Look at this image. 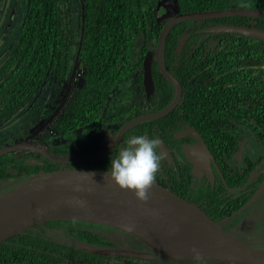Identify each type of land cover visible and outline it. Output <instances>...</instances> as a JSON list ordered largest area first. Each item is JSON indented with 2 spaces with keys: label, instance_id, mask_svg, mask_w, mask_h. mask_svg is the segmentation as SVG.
Masks as SVG:
<instances>
[{
  "label": "trees",
  "instance_id": "trees-1",
  "mask_svg": "<svg viewBox=\"0 0 264 264\" xmlns=\"http://www.w3.org/2000/svg\"><path fill=\"white\" fill-rule=\"evenodd\" d=\"M60 1L23 0L25 7L18 38L8 53L9 58L0 66V122L22 108L46 78L53 79L58 87L61 86L69 76L78 47L77 62L84 66L85 76L82 89L71 90L62 112L67 115L66 119L89 115L91 108H101L105 94L131 74H135L133 86L138 84L142 87L141 62L145 53L156 46L161 28L169 19L158 20V13L162 11L161 0H69L71 5L76 3L78 10L77 21L69 25L61 20ZM173 1L177 13L225 8L264 10V0ZM215 25L264 30V18L229 15L176 21L164 38L161 58L165 67L179 81L182 90L180 102L171 117L185 116L207 138L226 184L232 186L233 181L226 177L221 163L229 167V158L239 141L236 137L248 142L252 151H256L252 148L253 144L258 145L259 154L257 160H253L254 156L247 153L242 160L241 172L230 167L228 177L239 176L243 184L252 167L264 157V41L236 32L214 31L212 27ZM152 68L153 102L157 103L156 109H161L172 100L174 86L168 78L157 73L155 62ZM224 108L230 111L226 113V118L220 119ZM230 120L241 124L240 132H236L237 136L232 142L228 139V130L233 126ZM58 123H54L53 129L63 133L69 131L72 138L66 147L69 154L77 149L80 153L90 150L89 146H79L84 141L81 138L87 133L86 130L73 134L71 129L75 125L60 127ZM5 159L0 157L1 172L6 169ZM262 178L263 174H260L256 187ZM183 186L173 188L197 200L207 212L220 220L234 207L225 200L224 194L208 186L201 187L196 193L188 192L185 183ZM251 192L242 195L239 206ZM69 221L97 224L77 219H55L46 223H63L66 226ZM232 223L227 225L229 229L233 227ZM69 229L82 238L88 233L78 227L69 226ZM86 239L90 243L105 244L99 235L92 234ZM35 241L33 236L21 232L0 242V264H61L58 259L62 258H57L56 254L36 253L31 249ZM41 242L52 245V250L64 255L69 253L61 249L74 251L82 258L99 256L47 240Z\"/></svg>",
  "mask_w": 264,
  "mask_h": 264
},
{
  "label": "flooded vegetation",
  "instance_id": "flooded-vegetation-1",
  "mask_svg": "<svg viewBox=\"0 0 264 264\" xmlns=\"http://www.w3.org/2000/svg\"><path fill=\"white\" fill-rule=\"evenodd\" d=\"M175 14V13H174ZM156 48V46H155ZM156 63L158 68V74L162 75L159 70L158 63L155 58V50L153 52V60L151 63V77L152 76V66ZM163 62V61H162ZM76 68L74 70V74L72 76L71 83L67 89V83L69 81L68 78L64 81V83L55 89L54 92L50 95L48 99L46 96L39 97L40 101L43 99H47L46 102L38 109H35L33 112H36L32 115V119L30 120V124L26 123L24 126H20V131H17L19 125L16 124L13 128L7 129L3 135H0V148L10 146L14 143H19L22 141L28 142L29 144L33 143L39 147H32L31 145L25 146L19 149L8 150L0 154V157H5V166L6 169L4 172L0 171V196L12 188L17 186L19 181H25L32 176L38 175L40 172H48L53 169H73V168H88V169H99V170H109L111 159L115 156H118L119 151L122 146L126 144L128 138L132 135H144L148 138H155L160 141L158 153L162 155V159L160 162L159 171L156 175V182L161 183L175 192L181 194L178 190L173 188V186H177L179 188H184V183L187 186V191L197 192L201 187L206 188L207 186L211 190H217L220 194H224L225 200L227 202H231L232 209H241L246 207L252 200H255L257 196L261 193L260 186L263 184V179L261 183L256 187V175L253 176L255 165L247 174L246 178L243 181L239 176L228 177V170L230 167H233L238 172H241V165L244 164L243 157L249 153V155L253 154L251 148H249V143L244 139L243 141L236 137L237 133L240 132L241 124L236 123L233 120L230 122L233 126L228 130V139L232 142L235 137L238 141L237 148L233 151L232 156L229 158V167L226 168L221 162L222 168L226 172V177L233 181V185L229 186L226 183L225 176H223V171L221 170L217 160L214 159V154L210 149L207 138L200 133L195 127H193L185 118V116H176L172 115V112L180 102L175 105V107L168 113L161 117L149 118L145 120H140L133 125L129 126L123 131V134L119 136L120 130L122 126L134 119L138 116H142L145 114H150L161 109H156L157 103L153 102V93H154V82L152 86L151 92L148 94L144 88L143 84V68L141 62L142 69V81L140 87L135 83V74H131L128 77L133 79L131 86L128 87L126 92L118 93L116 92V86L120 85L122 81L127 80V78L120 80L117 84L110 89L106 94L105 98L102 101L101 108H91L89 115H83L79 118L69 117L66 119L67 115H64L62 112L64 110V106L66 105L71 90L73 89L72 81L76 80L77 74L76 69L81 68L84 70V66L78 62H76ZM164 65V63H163ZM73 66V64H72ZM165 66V65H164ZM166 68V67H165ZM167 69V68H166ZM72 70V68H71ZM168 70V69H167ZM169 71V70H168ZM170 72V71H169ZM171 73V72H170ZM172 74V73H171ZM173 75V74H172ZM174 76V75H173ZM175 77V76H174ZM176 78V77H175ZM46 78L45 80H47ZM177 79V78H176ZM43 81V83L45 82ZM84 81V77H83ZM179 82V81H178ZM43 84L36 89L40 91ZM174 86V84H173ZM82 86H78L75 88L82 89ZM142 88L144 100H138V96L135 94L131 98L129 102H125V98L131 94L133 89ZM47 87H45L42 92H45ZM60 89H62L61 92ZM129 90V91H128ZM139 93V92H136ZM115 94V95H113ZM175 86H174V94L172 99L175 96ZM182 95V90H181ZM33 96V95H32ZM31 96V97H32ZM28 98L25 103L31 99ZM127 97V98H128ZM172 101V100H171ZM170 101V102H171ZM169 102V103H170ZM168 103V104H169ZM167 104V105H168ZM42 108V109H41ZM229 108H224L223 112L220 115V119L226 118V113H229ZM45 112H47L45 114ZM62 113V114H61ZM45 114V115H44ZM167 119L164 118L167 116ZM56 121H59V126L67 125L74 126V129H71V132L74 134L76 132H81L86 130V134L83 136L84 141H81L80 147L89 146L90 150H84L83 153L78 151L69 154L68 149L66 148L71 142L72 138L69 136V131L63 133V131L59 129H53V125ZM150 123L141 124L142 122ZM4 123L3 121L0 124ZM236 128V129H235ZM26 129V130H25ZM114 136V137H113ZM229 142V143H230ZM46 150L47 152L54 154L56 156L62 157H73L87 154H95L98 152H102V155L86 161H77V160H69V161H53L47 158L44 154H42L41 148ZM61 153V151H63ZM245 152V154H244ZM51 161V162H50ZM31 162V163H30ZM9 163V167L7 164ZM12 167H16L17 169H13ZM220 187H223L221 189ZM220 188V189H219ZM253 190V192H251ZM251 192L246 201L239 206V202L241 201L242 195L245 193ZM185 198L194 201L197 200L189 198L183 195ZM201 206V205H200ZM202 207V206H201ZM203 208V207H202ZM204 209V208H203ZM241 211V210H240ZM245 210L241 212L244 213ZM209 213V212H208ZM210 214V213H209ZM211 215V214H210ZM217 218V217H216ZM224 226L228 227L227 224L223 222V219L217 218ZM243 221L244 218L237 217L233 222L234 225H237L240 221ZM232 223V224H233ZM66 224V223H65ZM68 224V225H67ZM66 226H59V224H47L46 222L42 224L35 225L33 227L28 228L27 230L22 231L29 236H33L36 238L35 244L32 245L31 249H34L36 253L42 252L47 254H56L57 258L61 264H65L67 262H72L74 264H97L103 262H110L116 264H133L130 262H118L121 258L124 260L135 259L140 257H124V256H116V255H104L97 254L93 252H89L83 249H80L81 245H91V246H102V247H114V248H124L130 251H146L144 250L146 246L145 243L138 240L133 235L116 229L114 227L103 225V224H89V223H76L74 221L67 222ZM231 225V224H230ZM233 225V226H234ZM69 226L74 228L78 227L79 229L86 230L88 233L84 235V238L79 237V235H75L69 229ZM264 226V221H263ZM55 229L57 231H61L57 234H48L47 230ZM232 230V228H231ZM233 231V230H232ZM106 232H112L121 236L122 238L125 236L127 239L126 245H128V241L132 242L135 240V244L131 243L128 246H124L117 241H114L112 238L107 236ZM19 234V233H18ZM99 235L104 241L105 244H97L90 243L87 241V236L91 235ZM238 234V233H237ZM238 236L241 238L238 234ZM243 238V237H242ZM241 238V239H242ZM47 240L51 242H55L58 244H63L65 246L78 249L81 251L97 254L99 256H88V257H80L76 254V252L71 250L61 249V251H68V255H64L62 253L57 252L56 250H52L54 248L52 245H47L46 243L41 242L42 240ZM8 240V239H6ZM66 240V241H65ZM124 240V238L122 239ZM124 240V241H125ZM22 245V244H21ZM40 245V246H38ZM259 245V244H258ZM51 248V249H49ZM58 250V249H57ZM148 252V251H147ZM151 253V252H150ZM104 256V257H101ZM143 259V258H140ZM142 263H146V261H142Z\"/></svg>",
  "mask_w": 264,
  "mask_h": 264
},
{
  "label": "water",
  "instance_id": "water-1",
  "mask_svg": "<svg viewBox=\"0 0 264 264\" xmlns=\"http://www.w3.org/2000/svg\"><path fill=\"white\" fill-rule=\"evenodd\" d=\"M229 15H247L264 18V10L251 8H225L177 13L162 26L158 36L155 58L162 75L175 86V96L163 109L138 116L126 122L119 133L134 123L168 114L178 103L181 85L165 68L161 58L164 38L169 28L179 20L205 19ZM214 31L236 32L264 41V30L247 26L215 25ZM183 37L180 38V41ZM77 48L67 83H71L76 68ZM153 52L148 50L142 60L143 84L146 93L152 90L151 63ZM33 143L22 141L0 148V154L23 148ZM41 148V147H40ZM42 154L53 161H88L102 152L62 157L42 149ZM108 170L73 168L40 172L0 196V242L38 224L55 219H77L108 225L125 231L150 248L170 259L192 257L191 249L201 257L220 264H264V246L249 243L224 226L216 217L194 201L155 181L146 202L138 201L132 191L122 190L106 175ZM89 173L87 175L83 173ZM78 201H82L81 207ZM80 249L104 255L152 258L147 251L124 248L81 245Z\"/></svg>",
  "mask_w": 264,
  "mask_h": 264
},
{
  "label": "rangeland",
  "instance_id": "rangeland-1",
  "mask_svg": "<svg viewBox=\"0 0 264 264\" xmlns=\"http://www.w3.org/2000/svg\"><path fill=\"white\" fill-rule=\"evenodd\" d=\"M162 6V11L158 14V20H163L166 18H170L175 13V2L173 0H161L160 3ZM24 7L25 4L23 3V0H0V66L3 62H5L9 58V52L12 49V45L16 42L18 38V31L19 27L23 18L24 14ZM59 10L61 12V20L66 25H69L70 22H76L77 21V5L76 3L70 4L69 0H62L59 3ZM140 41V40H138ZM149 50L154 52L155 47H151ZM76 80L72 81L73 88L82 86L83 83V77H84V70L81 68L76 69ZM133 79L131 77H128L127 80L122 81L120 85L116 86V92L118 93H125L129 86H131ZM49 82V86H47L45 92H42V90L46 87V85ZM58 88V85L56 82L48 78L43 83V86L41 87L40 91L37 90L30 100H28L25 105L20 108L18 111H16L9 119L3 121L4 123L0 124V135H3L4 132L9 129L13 128L16 124L19 125V128L17 131H20V126L26 125V123L30 124V120L32 119V115H34L36 112H33L35 109L40 108L47 99H43V101H40L39 97L46 96L48 99L50 98V95L52 92L55 91V89ZM62 89H60L59 92H61ZM139 92V93H136ZM70 94V93H69ZM135 94L138 96V100L143 101L144 95L142 88L138 90L136 87L133 89L129 97L125 98V102H129ZM115 95V94H113ZM42 109V108H41ZM31 125V124H30ZM26 130V129H25ZM253 149L256 151L254 152V155L251 154V156H254L253 160H257V156L259 154V147L258 145L255 146L253 144ZM31 163V162H30ZM254 175L256 177L260 176V174H263V181H264V157L262 159H259L254 168ZM23 181H19L18 183H22ZM260 191H264V182L260 186ZM241 210V211H240ZM245 210L244 213L241 214V212ZM237 217L244 218V220L240 221L237 225H234L232 227V230L240 236L241 238L249 243L259 244L264 246V192L259 194L255 200H252L246 207L241 209H232L231 213H229L223 222L227 225L231 224V221L234 220ZM62 222V221H61ZM48 224V223H47ZM50 224H59V226H65L63 223H56V222H50ZM61 231H57L55 229L47 230L48 234H52L54 237V234H57ZM107 236L112 238L114 241L119 242L120 244L124 246H128L133 243L135 244V240L130 242L128 241V245H126L125 239H127L125 236L123 238L117 234H114L112 232H106ZM66 241V240H65ZM142 242V241H141ZM146 245V244H145ZM146 251L151 252L153 254L152 258H135L129 260H124L121 258L118 262H130L133 264H141L142 261H146L147 264H194L191 257L188 256H182L180 258L176 259H170L166 256L161 255L156 250L150 248L148 245L144 246ZM206 264H220L218 262L212 261V260H206Z\"/></svg>",
  "mask_w": 264,
  "mask_h": 264
},
{
  "label": "clouds",
  "instance_id": "clouds-1",
  "mask_svg": "<svg viewBox=\"0 0 264 264\" xmlns=\"http://www.w3.org/2000/svg\"><path fill=\"white\" fill-rule=\"evenodd\" d=\"M159 144L160 141L155 138L130 136L118 156L111 159L107 177L120 189L132 191L138 201L146 202L162 159V155L158 153ZM78 203L81 207L84 206L82 201ZM191 251L194 253L191 257L194 264H206L197 249L193 248Z\"/></svg>",
  "mask_w": 264,
  "mask_h": 264
}]
</instances>
